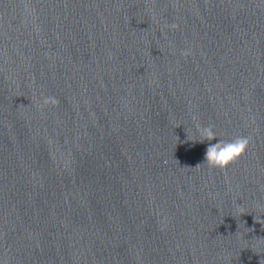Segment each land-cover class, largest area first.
Returning <instances> with one entry per match:
<instances>
[{
	"label": "water",
	"instance_id": "water-1",
	"mask_svg": "<svg viewBox=\"0 0 264 264\" xmlns=\"http://www.w3.org/2000/svg\"><path fill=\"white\" fill-rule=\"evenodd\" d=\"M262 257L264 0H0V264Z\"/></svg>",
	"mask_w": 264,
	"mask_h": 264
},
{
	"label": "clouds",
	"instance_id": "clouds-1",
	"mask_svg": "<svg viewBox=\"0 0 264 264\" xmlns=\"http://www.w3.org/2000/svg\"><path fill=\"white\" fill-rule=\"evenodd\" d=\"M182 55H189L187 50L182 52ZM59 101L55 96H43L40 107L48 105H57ZM198 132L200 135L199 142L212 141L217 138V134L214 131L213 125L199 126ZM189 140H191L188 137ZM194 141V140H192ZM250 143L249 137L236 136L232 140L220 139L217 143L209 144L205 153V161L203 164H207L209 168H216L220 170H226L227 167L236 162L243 154H245ZM198 164L196 167H198ZM255 219V217H254ZM259 264H264V257L261 258Z\"/></svg>",
	"mask_w": 264,
	"mask_h": 264
}]
</instances>
